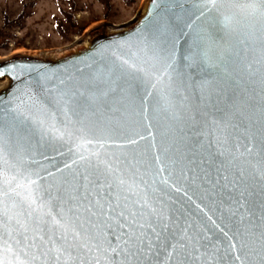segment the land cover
<instances>
[{"label":"water","instance_id":"water-1","mask_svg":"<svg viewBox=\"0 0 264 264\" xmlns=\"http://www.w3.org/2000/svg\"><path fill=\"white\" fill-rule=\"evenodd\" d=\"M139 12L0 59V264H264V0Z\"/></svg>","mask_w":264,"mask_h":264},{"label":"rangeland","instance_id":"rangeland-1","mask_svg":"<svg viewBox=\"0 0 264 264\" xmlns=\"http://www.w3.org/2000/svg\"><path fill=\"white\" fill-rule=\"evenodd\" d=\"M144 1L0 0V59L70 50L97 30L131 22Z\"/></svg>","mask_w":264,"mask_h":264},{"label":"bare ground","instance_id":"bare-ground-1","mask_svg":"<svg viewBox=\"0 0 264 264\" xmlns=\"http://www.w3.org/2000/svg\"><path fill=\"white\" fill-rule=\"evenodd\" d=\"M73 47H74V46H73ZM73 47H72V48H73ZM70 49H71V48H70ZM60 52H61V50H60ZM60 52H59V53H60ZM63 52H64V50H63ZM52 53H53V52H52ZM55 53H56V54H54V55H58L57 52H55ZM48 55H49V54H48ZM52 55H53V54H52ZM4 85H5V84H1L0 87H1V86H4Z\"/></svg>","mask_w":264,"mask_h":264}]
</instances>
